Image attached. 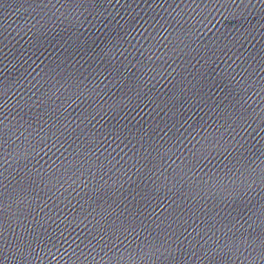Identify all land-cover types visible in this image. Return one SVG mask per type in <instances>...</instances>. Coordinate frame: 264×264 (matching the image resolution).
I'll return each instance as SVG.
<instances>
[{"label": "water", "instance_id": "water-1", "mask_svg": "<svg viewBox=\"0 0 264 264\" xmlns=\"http://www.w3.org/2000/svg\"><path fill=\"white\" fill-rule=\"evenodd\" d=\"M212 157L264 234V0H131Z\"/></svg>", "mask_w": 264, "mask_h": 264}]
</instances>
